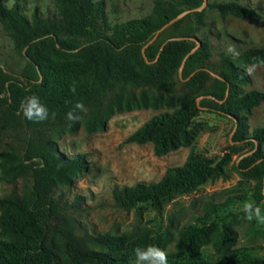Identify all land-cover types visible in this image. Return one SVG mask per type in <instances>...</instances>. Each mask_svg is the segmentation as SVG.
Segmentation results:
<instances>
[{
    "label": "trees",
    "instance_id": "16d2710c",
    "mask_svg": "<svg viewBox=\"0 0 264 264\" xmlns=\"http://www.w3.org/2000/svg\"><path fill=\"white\" fill-rule=\"evenodd\" d=\"M54 3L57 15L44 18L36 9L26 15L18 2L7 5L0 0V23L27 62L22 75L24 83L0 66V105L5 101L6 113L11 118H16L17 112L23 117L21 101L35 94L49 110L44 121L34 122L23 117L27 127L42 128L53 117L62 119L68 129H73L77 122L68 120L66 114L71 111L73 117L82 115V110L75 108L76 103H82L92 106L81 118L85 130H103L113 111L104 104V98L113 84L149 83L158 89L173 91L180 78L179 68L186 69L189 75L195 71L192 67L206 59L211 51V40L207 38L192 51L195 44L190 31L169 36L158 45H154V40L148 43L163 24L181 11L201 5L202 0H154L145 16L106 26H103L106 14L102 0H54ZM215 7L222 18L232 15L264 22V11L237 0L217 3ZM199 14L190 12L172 25L194 16L202 26ZM142 47L147 60L142 56ZM233 57L262 62L264 44L243 47L235 54L221 50L218 73L222 80L218 90L207 93L211 97L202 99L200 105L218 107L232 115L241 129L245 119L242 113L250 114L264 102V91L238 89L239 82L245 84L249 80L238 70ZM112 101L115 110L120 111L145 106L149 98L145 93H114ZM0 110L4 125V108ZM199 115L194 98L183 100L171 111L146 120L125 141L150 142L154 154L162 155L188 140ZM241 132L248 136L245 130ZM249 137L248 152L252 153L240 158L236 166L246 169L244 174L257 180L253 194L250 199L242 194L209 203L201 214L182 225L177 232L173 264H202L200 247L206 242L228 264H264V256L245 247L231 249L233 209L247 200L259 204L264 199V152L261 150L264 125L253 127ZM1 157L2 179L12 182L23 176L28 182L20 194L0 196V264H132L135 247L154 245L164 250L167 236L163 232L144 233L132 239L110 233L76 235L64 225L61 206L53 196L54 186L68 185L76 174L86 170L87 161L85 154H65L56 134L44 136L39 142H27L23 157L9 166H4V153ZM15 158L8 154L5 159ZM228 160V155L203 156L194 148L182 164L167 167L159 180L115 187L112 196L124 209L148 205L160 212L176 195L189 193L222 174Z\"/></svg>",
    "mask_w": 264,
    "mask_h": 264
},
{
    "label": "rangeland",
    "instance_id": "374dc122",
    "mask_svg": "<svg viewBox=\"0 0 264 264\" xmlns=\"http://www.w3.org/2000/svg\"><path fill=\"white\" fill-rule=\"evenodd\" d=\"M3 1L7 5L18 2L26 15L34 9L44 18L57 15L54 0ZM102 1L106 14L103 26H106L145 16L150 12L154 0ZM224 1L227 0H206L205 6L198 11L204 25H198L194 16L185 17L179 25H169L154 39V45H158L169 36L190 31L194 34L191 40L195 44V50L201 45L202 39H210V54L192 67L195 71L187 75L186 69L180 67V78L173 91L158 89L149 83L113 84L104 98V104L113 111L107 117L103 130L87 132L83 127L81 118L91 110L92 106L89 104H83L82 115L74 116L72 121L77 122L76 126L68 129L62 119L53 117L42 128L27 127L19 112L16 113V118H11L6 113L5 101L1 102L0 109L4 108V125L0 117V163L1 154L4 153V166H9L23 157L27 142H39L44 136L51 137L54 134L65 154H85L86 170L76 174L68 185L60 183L54 186L53 196L61 206V216H64L61 220L74 234L110 233L135 239L144 233L163 232L167 236L164 251L168 264H173L172 254L176 252L177 232L182 225L201 214L209 203L242 194L250 199L257 180L246 176V169L237 166L240 158L252 153L248 152L252 128L264 125V102L254 107L250 114L242 113L245 119L241 129L232 115L224 113L218 107L200 105L202 99L211 97L207 93L218 90L219 81L222 80L218 73L221 50L229 51L231 48L235 54L243 47L264 44V22L232 15L222 18L215 4ZM237 1L264 11V0ZM232 60L249 80L245 84L239 82V90L264 91V61L247 62L236 57ZM0 66L18 79V82L24 83L22 75L27 68L26 59L14 48L8 31L1 23ZM127 92L137 95L145 93L149 98L148 104L128 110H115L112 95ZM190 98L198 103L200 115L187 141L162 155L154 154L150 142L125 141L129 134L152 116L171 111L180 106L183 100ZM241 130H245L248 136H244ZM194 148L200 150L203 156L228 155L224 172L208 179L189 193L176 195L164 204L160 212L148 205L124 209L115 203L113 188L130 186L137 182L157 181L167 167L182 164ZM261 150L264 152V143ZM8 154H13L16 158L6 161ZM260 162L261 160L256 161L255 164ZM262 179L264 182V175ZM27 182L28 178L23 176L9 182L2 179L0 173V196L20 194ZM257 205L264 211V199ZM242 206L243 204L233 209L235 221L232 223L234 235L231 249L245 247L258 256H264V225L257 224L255 220H247ZM200 251L203 255L202 264H228L224 256L214 252L210 242L202 244Z\"/></svg>",
    "mask_w": 264,
    "mask_h": 264
},
{
    "label": "clouds",
    "instance_id": "9594fccd",
    "mask_svg": "<svg viewBox=\"0 0 264 264\" xmlns=\"http://www.w3.org/2000/svg\"><path fill=\"white\" fill-rule=\"evenodd\" d=\"M229 51H232V49L229 48ZM75 108L83 110V104L76 103ZM20 111L26 120L34 122L44 121L49 116L48 108L35 94H32L21 101ZM66 115L68 120L74 119L71 111ZM242 210L247 220H255L257 224L264 225V211H262L261 207L254 201L247 200L244 202ZM133 254L134 264H168L166 252L154 245L135 247L133 249Z\"/></svg>",
    "mask_w": 264,
    "mask_h": 264
},
{
    "label": "water",
    "instance_id": "95a60500",
    "mask_svg": "<svg viewBox=\"0 0 264 264\" xmlns=\"http://www.w3.org/2000/svg\"><path fill=\"white\" fill-rule=\"evenodd\" d=\"M206 4V0H203L202 4L197 6V7H194V8H189V9H185L183 11H181L180 13H178L176 16H174L173 18H171L169 21H167L165 24H163L160 28H158L155 32H154V35L153 37L149 40L148 43L152 42L156 36L162 31L164 30L166 27H168L169 25L173 24L175 21H177L178 19H180L181 17H183L184 15L190 13V12H194V11H200ZM184 38V37H183ZM171 39H174V38H171ZM164 44H162L163 46ZM194 49H192V51H194ZM142 56L144 57L145 60L146 59V55H145V51H144V47H142ZM149 62V61H147Z\"/></svg>",
    "mask_w": 264,
    "mask_h": 264
}]
</instances>
